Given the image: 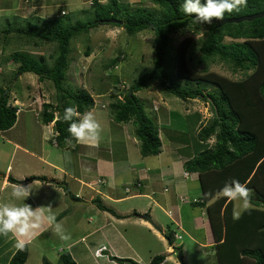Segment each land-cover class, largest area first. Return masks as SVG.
<instances>
[{
  "label": "trees",
  "instance_id": "1",
  "mask_svg": "<svg viewBox=\"0 0 264 264\" xmlns=\"http://www.w3.org/2000/svg\"><path fill=\"white\" fill-rule=\"evenodd\" d=\"M147 1L154 8L139 6L132 9V6L120 4L118 0H108L106 4L96 1L90 8L59 13L56 17H31L14 22L1 17L0 35H4L5 39L2 54L10 47L9 40H14L13 43L17 40L23 43V47L29 44L38 47L45 43L56 45L53 56L16 49L5 58L6 62L18 63V74H32L42 82L50 81L58 93L57 107L45 104L43 111L35 114L28 109L30 105L27 104L26 109L22 105L23 113L26 116L35 114L37 120H41L46 126V134H50L47 139L51 143L56 140L61 147H78L67 130L73 121L63 120L65 108L76 107L80 114H84L94 108L95 101L85 90L75 92L66 88L65 81L73 56L72 41L107 24L123 27L128 35L153 32L154 67L134 79L123 99L120 98L122 93L110 96L113 100L110 104L112 119L122 125L133 124L131 134L137 140L144 158L159 156L163 152L159 129L166 132L175 144L188 146L187 149L179 150L182 157L188 156L183 167L186 172L199 175L202 191V196L190 205L193 209L200 207L201 214L207 216L211 223L215 239L212 251L217 259L216 264H264V18L222 26L214 18L211 24H203L183 12V0ZM204 3L206 0H201V4ZM15 4L10 10L17 7ZM258 13H264V0H248L247 6L238 12H226L223 20ZM82 16H86V19ZM111 19L123 23L109 22ZM191 28L196 31L205 29L206 36L199 42L188 37L178 44L177 51L174 50L175 36ZM13 30L17 36L8 37L10 33L13 34ZM226 37L233 42H225ZM197 46L198 50H194ZM190 47L193 50L189 52ZM196 51L200 54L196 55ZM90 54L89 48L87 57ZM216 63L225 64L233 74L242 73L243 78L235 80L212 71L210 68ZM15 85L13 83L6 87L10 91L0 85V131H9L17 120L18 107L9 105V95L15 92ZM157 88L184 102H208L213 118L206 119L208 122L204 125L200 112H193L195 123L191 129L195 137L189 138L183 134L178 143L169 130L168 118H160V108L151 105V102L150 107H146V100L138 96V93L145 92L147 98L153 97L156 101V96L146 92ZM57 111L60 112V118L49 132L47 128L55 120ZM212 138H215L213 146L210 144ZM29 180L44 181L45 178L34 176ZM232 180H238L252 190L251 207L243 211L238 220L233 219L235 201L229 202L219 194L225 184ZM135 184V189L140 193L143 184L140 181ZM65 190L69 191L68 188ZM74 199L78 200L77 197ZM93 201L98 209L111 210L101 202L100 196ZM173 225L175 223L172 221L168 223V231L165 232L171 245L176 240ZM183 248L181 246L177 250L183 251ZM28 258L29 244L25 243L24 250L16 249L7 264H26ZM112 259L119 264H139L131 258L113 256ZM164 260L165 256L159 255L150 264H162ZM43 264L53 263L44 258ZM59 264L77 262L69 250H64L59 257Z\"/></svg>",
  "mask_w": 264,
  "mask_h": 264
},
{
  "label": "rangeland",
  "instance_id": "2",
  "mask_svg": "<svg viewBox=\"0 0 264 264\" xmlns=\"http://www.w3.org/2000/svg\"><path fill=\"white\" fill-rule=\"evenodd\" d=\"M73 3V4H71ZM101 4H106L108 0H98ZM118 0L120 4H128L132 6V9L144 6L154 8L151 2L147 0ZM42 2H46L47 6L42 9L34 8L29 0H0V18L6 17L8 18V22H14L15 20H25L31 17H56L61 11H65L64 13L69 12H78L82 9H87L91 7V4L96 2L95 0H42ZM16 3L17 7L12 11L13 4ZM63 15V14H62ZM83 19H86V16H82ZM194 28L188 29L184 34H180L175 36V40L173 41L174 50L177 51L178 44L188 37H192L195 41L199 42V40L203 39L206 36V30L201 29L200 31L193 30ZM12 35H8V37L13 38L17 36L16 31H12ZM15 35V36H13ZM4 35H0V85L4 86L5 88L11 86L13 83H16L14 94L18 95L17 98L24 99L22 104L25 102V105L29 106V110L33 111L35 114L36 112H42L44 109L45 104H53L57 107L58 105V93L57 90L54 88L52 82L50 81H40L37 76L32 74H18L17 73V66L18 63H14L13 61H5V58L10 56L13 51L16 49H25L30 54H36L41 56H53L55 54L56 45L52 43H45L41 46L34 47L33 45H27L23 47V43L18 42L15 40H9L10 47L6 49V52L2 54V48L4 47L3 38ZM155 36L153 32L146 31L139 33L137 35H128L123 27L113 26L110 24L101 25L98 28H95L90 31L88 35H82L72 41L71 49L73 51L72 56V63L70 70L68 72V76L66 79L65 85L66 88H70L75 92L80 90L87 91L95 101V108L92 111L94 114L95 119L101 125V133L100 136L103 137L102 139V149L113 150L114 147L112 141L108 142L107 136L104 134V131L107 128V120H113L111 116V109L110 104L113 102L111 99V95L114 94H121L120 98H124V94L129 90L130 86L132 85L134 79H138L144 73L149 72L153 69L154 59H155ZM9 39V38H8ZM240 41V40H238ZM225 42H233L232 39L226 37ZM12 44V45H11ZM90 48V56L87 57L86 52L87 49ZM193 48V47H192ZM191 47L189 52L193 50ZM75 50V51H74ZM194 50H198V46L194 48ZM176 51H174V56H176ZM200 52L196 51V55H199ZM7 55V56H5ZM114 61H117L114 63ZM114 63V64H113ZM212 71L216 73L226 76L231 79L240 80L243 78L242 73L233 74L229 68L223 63H216L212 65L210 68ZM4 79V82L1 80ZM118 80V81H116ZM8 89V88H6ZM116 90V91H115ZM152 92H146V94H152L156 96L158 99L154 101L153 97L147 98L145 92L138 93V96L144 98L146 100L145 105L146 107H150L151 105L160 108L159 116L163 118V116L168 118V122L170 123L169 130L173 132V139L177 142L183 136L194 138L195 134L193 133L195 118L191 112L200 111L203 113L207 119L213 118V113L211 110V106L208 102L202 100H194L192 102H184L176 97H171L160 91L158 88L151 90ZM11 100V97H10ZM12 102V100H11ZM148 105V106H147ZM183 105V106H182ZM145 107V108H146ZM188 110V111H187ZM150 113V112H149ZM35 114L32 117H36ZM152 114V113H151ZM82 116V115H81ZM60 118V112L57 111L56 119ZM208 122V120H204V125ZM39 122L42 124L41 120ZM54 120L50 123V126L53 128L55 127ZM196 126V125H195ZM41 127H46L42 125ZM126 127L122 126V130ZM131 130H134L133 124H129V127L126 128V132L129 134ZM120 134H123V131L117 130ZM4 131H0V161H3L0 164L1 173L3 174L4 178L3 181L6 182V185L11 184H28L30 182V178L32 175L23 174L22 177L18 178L17 176H7L6 170L8 165H11V168H14V171L18 170L21 171L20 168V160L24 161L25 158L22 157L23 153L25 152L24 156L29 160L28 151L35 150L31 146V148H26L25 144H22L18 138L13 139L11 142L9 136L4 133ZM133 133V131H132ZM159 133L162 136V140L170 139L169 135L166 132H163L162 129H159ZM25 134V133H24ZM56 136V132L54 133ZM36 141L37 144L43 145L46 154H48L47 160L58 164L59 166L66 167L67 165L63 164L62 157L64 152L60 148H55L57 143L55 140L51 143L48 141V135L42 134V131H35ZM8 137V138H6ZM133 140H136L133 135H131ZM25 136L21 138L24 140ZM101 140V138H100ZM130 140V137H129ZM166 143V142H164ZM179 143V142H178ZM215 143V138H212L210 144ZM99 144V143H98ZM168 142L165 144L167 146ZM128 145L125 142L124 145L120 144L119 147L115 148V152H118V158L123 157L125 158L130 151H127L126 146ZM132 145V142H131ZM83 146V145H82ZM138 147V145H137ZM69 149V148H67ZM139 149V148H138ZM192 149V147H190ZM69 152H77L75 148H70ZM133 151H137L136 149H132ZM36 151V150H35ZM192 151V150H191ZM38 155H42L40 151H38ZM110 155L111 152H109ZM132 154V153H131ZM37 155V154H36ZM139 155L140 149H139ZM138 153L132 154V157L137 160L139 158ZM43 156V155H42ZM40 157V156H39ZM44 157V156H43ZM116 157V156H115ZM142 157V156H141ZM36 158V157H35ZM117 158V159H118ZM148 159V158H147ZM39 160V159H38ZM150 164L155 163V157H151L149 160ZM23 169H26L27 166H21ZM147 169V166L144 165ZM140 171L143 170V167L138 166ZM154 168V167H153ZM155 169V168H154ZM11 172V171H10ZM151 172H155L151 168ZM57 173L56 171H52V175ZM184 178L187 179L188 177L197 179L199 176L195 173H187L184 172ZM195 175V176H194ZM156 176V175H155ZM154 176V177H155ZM197 176V177H196ZM8 182V183H7ZM34 182V181H33ZM102 182L106 184V181L98 180V183ZM186 182V185L184 183ZM43 183V182H42ZM5 185V186H6ZM131 186L129 191L132 192L134 188ZM91 187L95 190H98L97 186L91 185ZM168 190L172 189L173 192L172 196L168 192H165V188ZM164 186L161 181H159V187L156 188L155 192L164 193L167 197H169L168 202V212L165 214L164 210L159 206L154 209V217L159 222V226L162 228L164 232L168 231V223L171 221L175 223L174 229L177 230L178 241L177 244L184 245V250L186 253V264H216L217 259L215 257V253L212 251L211 248L207 246H202L206 244L205 237L210 239L211 231L209 224H205L206 230L199 229L198 231H194L192 229V221L187 222L186 219L189 218L192 209H189L191 202L194 198V195H200L201 185L200 183H192L191 181L184 180L183 183L178 184L175 189L171 186ZM4 186H2V189ZM88 187H83L85 189ZM175 192V193H174ZM37 193V197L41 200V197L45 195L44 188L41 187L38 193L37 190L34 191ZM77 193H75L76 195ZM135 197L138 195H134ZM133 196V197H134ZM155 196V194H154ZM92 197V196H91ZM94 198V197H92ZM199 199V198H198ZM197 199V200H198ZM136 201L139 202L141 205L144 200L137 199ZM76 202V201H74ZM166 202V201H164ZM94 203V201H93ZM45 215L52 214L48 212V207L55 208L58 211V206L54 203L53 200H45ZM80 203H77L79 205ZM239 202L235 201V207H237ZM67 206L69 207V213L75 214L70 218H67L64 221H59L63 225L66 234H70L71 239L68 241L61 240L53 231V229H45L42 231L43 235L34 242L29 248V258L26 264H43V259L47 258L53 264H59V257L64 250H69V248L73 247L74 242L78 241L79 239L82 240L83 237H86L87 233L91 230H94L97 226L98 215L96 216L94 212H91L90 209L85 208L84 206H74L72 202L67 200ZM152 206V205H151ZM200 208V207H199ZM199 208H194V215H201ZM55 209H51L52 211H56ZM180 211L181 215L186 216V219L181 217L178 214ZM190 213V214H189ZM189 214V215H188ZM53 215V214H52ZM169 218H168V217ZM192 216H190L191 218ZM139 218V217H138ZM141 219V217L139 218ZM206 222H209L208 217L205 218ZM144 222L148 220L143 219ZM152 226V225H151ZM88 227V228H87ZM147 232V230H155L156 236L163 235L159 233L157 229H143ZM192 234L195 238H192L190 234ZM126 234H129L130 237L135 238V242L140 243H150L152 240L146 234L143 235L140 231L137 233H133L131 231H124V236L127 240ZM105 236V234H104ZM119 236L116 233L113 238L117 239ZM3 237H0V242L3 240ZM96 236L93 240L89 238L84 241L83 244L90 245L91 241L96 242ZM160 237L159 239H161ZM182 238V239H181ZM121 239H117V242H120ZM147 241V242H146ZM81 242V241H80ZM153 245L159 246L161 249V245L158 243L151 242ZM1 246V245H0ZM70 251V250H69ZM171 251V249H170ZM177 251V249H176ZM178 252V251H177ZM97 253L96 252V256ZM108 253L105 252L103 255H107ZM177 257L178 254L176 255ZM1 263L0 264H7L8 260L5 259L0 254ZM179 264L182 262L179 260ZM102 261H97V264H101ZM79 264H92L91 261L87 260H80Z\"/></svg>",
  "mask_w": 264,
  "mask_h": 264
},
{
  "label": "crops",
  "instance_id": "3",
  "mask_svg": "<svg viewBox=\"0 0 264 264\" xmlns=\"http://www.w3.org/2000/svg\"><path fill=\"white\" fill-rule=\"evenodd\" d=\"M29 2L34 8L38 7V9L42 10H44L47 6V3L42 2V0H29ZM63 12L65 11L63 10L62 13ZM13 97L17 98V95L14 94ZM23 100L24 99H19V103L22 104ZM24 104L25 102L23 105ZM200 114L202 115V122L204 123V120L207 118L203 113L200 112ZM42 125L43 124H41L36 117H32V115L26 116V114L22 113L20 118L17 119L16 125L11 130L3 132V134L6 133L9 136L11 142L13 139L18 138L22 144H25L26 148H31L32 146L36 150L31 149V151H28L29 160L24 156L25 152L23 153L22 157H24L25 160L21 161L22 158L20 160L19 165L21 171H14V168H11V165H8L6 175L9 176L11 171L10 176L15 175L18 178L22 177L23 174H27V176L32 175L45 178L44 181L34 180V182L31 181V183H28L27 185L23 184L25 187L31 185L30 194L25 200H15L11 196L13 187L12 183L9 184L7 182L8 185H6V182H4L6 179L3 181L4 177L1 173L0 192L3 204L9 203L22 206L26 203L31 205L33 209L41 207L45 215L44 201L46 199H51L58 206V211L55 208H50L48 209V212L55 215L56 221L59 222L75 215L69 213L70 209L67 206V200L69 199L70 202L76 201V203H80L79 205L73 204L74 206H84L85 208L90 209L91 212H94L96 216L98 215V221H100L97 223L95 229L88 232L86 237H83L82 240L79 239L74 242V245H72L73 247L69 248L77 264H79L80 260L88 261V259L92 262V264H97V261H102L101 264H119L112 259L113 256L121 259L131 258L139 262V264H150L152 259L159 255H163L166 258L162 264H179L178 257L176 256L177 253L168 244V241L163 234L164 231L154 217V209L160 206L164 210V213H167L169 210L168 204L171 202H168L169 197H167L164 193L161 192V195H159L160 192H155L154 190L159 187V181H161L165 187L171 185L174 189L178 184L183 183L184 180L187 182L191 181L192 183H200L199 177L197 179L190 177L185 179V176L183 175V173L186 172L183 165L188 156L182 157L179 150L187 149L188 146L175 144L176 142L174 143L170 141L172 140L171 138L167 139L168 141L162 140L163 152L159 156H154L155 163L150 164L149 160L151 157H148V159L141 157V155H139V147H137V140L132 139L130 131L129 134L126 132V128L129 127V125H122L115 123L113 120H107V128L104 131V134L108 138L107 143L109 144V141H112L114 145V147H112L113 150H109L112 155L109 154L106 148L102 149L101 145L103 143V137H101L99 144L96 146L78 143V147L75 148V151L77 152H69L71 150L67 149L68 147H61L57 143L55 148H60L64 152L62 160L63 164L67 166L63 167L47 160L49 158L48 154H46L47 151H45L44 146H39L37 144L35 131L41 130L43 135L46 134V129L45 127H41ZM122 126H125L126 128L122 130ZM47 129L50 132L52 127L49 126ZM118 129L124 133L120 134L117 131ZM47 135L48 137L50 136V134ZM23 136H25V138L24 140H21ZM125 142L128 143L126 146L127 151H130L132 154L133 152L138 153L139 158H136L137 160L132 157L131 153H128L125 158H118V152H115V148L119 147L120 144L124 145ZM164 142H168L167 146ZM132 149H136L137 151H133ZM38 151H40L44 157L40 154L38 155ZM144 165L147 166V169ZM21 166L27 167L26 169H23ZM138 166L143 167V170L140 171ZM151 168L155 172H151ZM86 169L89 171H86ZM53 170L57 173L52 175ZM195 174L197 175V173ZM98 180L106 181V184L102 182L97 184ZM139 181L143 184L140 191L142 196H134L137 195L138 189H135L131 194H128L126 192V188ZM91 185H94L95 187L97 186L98 190H94ZM184 185H186V182ZM2 186H4L3 189ZM82 186L88 188L82 189ZM41 187L44 188L45 195L42 196L40 200L39 198H36L37 193H34V191L37 190L39 193ZM66 188H68L69 191L66 192ZM165 192H168L170 196H172V189L168 190L166 187ZM75 193L77 194L75 195ZM200 193V195H194L192 197L200 198L202 196V192ZM157 195L158 198L156 197ZM98 196H100L101 202L106 207L111 209L110 211H103L97 208V205L93 203V200L98 198ZM74 197H77L78 200L74 199ZM137 199H143L144 202L140 205L139 202L136 201ZM51 209H55L56 211H52ZM189 209H192L190 210L192 214L189 213L190 216H192L191 218L189 216V218L186 219V216L181 215L180 211H178V214L186 219L187 222L192 221V229L195 232L199 229L206 230L204 225L207 223L209 224L211 231L210 239L208 240L207 237H205L206 244H203L202 246H207L212 249L215 239L211 223L205 221L206 216L204 214L194 215V209L191 205ZM136 214H138V216H136ZM139 214H149L151 216V222H144L142 218L139 219ZM47 228L53 229V226L48 225L45 222L41 228L35 230V232L29 237H17L11 233L7 237L4 236L0 243V254L8 260L7 262H9L13 253L17 249L15 245L18 239H23L26 244H29L30 248L37 238L43 235L42 231ZM149 228L157 229L158 232L163 235L156 236L154 232L155 230H147V232L143 230ZM127 230L133 232L134 234L139 231L143 235L146 234L152 240L151 242L158 243L162 248L160 249L159 246L153 245L151 242L136 243L135 238L132 236L130 237L129 234H126L128 235V241H126L125 238H122V236H124V231ZM116 233L119 234L117 239H121L120 242H117V239L113 238ZM190 235L192 238H195L192 234ZM95 236L97 237L96 242L91 241L90 245L83 244L86 239L89 238L90 240H93ZM160 237L162 238L159 239ZM103 247L108 248V254L103 255L102 257H97L95 253ZM185 263L186 253L184 264Z\"/></svg>",
  "mask_w": 264,
  "mask_h": 264
},
{
  "label": "clouds",
  "instance_id": "4",
  "mask_svg": "<svg viewBox=\"0 0 264 264\" xmlns=\"http://www.w3.org/2000/svg\"><path fill=\"white\" fill-rule=\"evenodd\" d=\"M247 2L248 0H206V3L201 4V0H183V3L181 4V8L186 15L193 16L198 23L211 24L214 18L216 20L222 21L224 18V14L226 12L227 13L238 12L242 7L247 6ZM6 91H10V90L6 89ZM13 95H14V91L11 92L9 95L12 100L11 102V100L9 99V105L16 108L18 107L17 110V119H18L23 113V107H22L23 104L19 103V99L22 98L20 97L19 99H17L14 98ZM17 97L19 96L17 95ZM23 106L26 109L27 106L25 104ZM94 108L84 114H80L76 107L65 108L63 120L65 122L73 121L72 123L69 124L67 130L71 134V136L76 140L77 143L91 144L93 146H96L100 141L101 138L100 134L102 129H101V125L95 119L94 114L92 112ZM74 117L76 118L75 120H73ZM55 143H57L56 140ZM68 143L71 144V141H68ZM72 146L74 147L75 145ZM86 171L89 170L86 169ZM130 187L131 186H128L126 188L127 193H132L134 191L133 190L132 192H130L129 191ZM132 187L135 189L136 184H133ZM30 191H31V185L27 187L21 184L13 185L11 196L15 200H25L29 196ZM251 193L252 190L249 189L246 184H242L238 180H232L231 183L225 184V186L220 190L219 194L227 198L229 202L231 201L239 202L238 206L235 207L233 210V219L238 220L240 219L242 212L248 210L251 207ZM137 195L138 196L136 197L142 196L139 192L137 193ZM197 199L198 198H194L190 202L193 201L195 202ZM71 202L73 204L79 203L73 201ZM48 208L50 209L51 207L49 206ZM144 215H149V214H139V217ZM136 216H138V214H136ZM45 222L48 225L53 226L54 233L61 240L68 241L71 239L70 234L65 233L63 225L56 221L55 215L49 214L45 216L41 207L33 209L31 205L26 203H24L22 206L9 204V203L3 204L2 197L0 198V236L7 237L11 233L17 237H29L35 232V230L41 228V226ZM163 234L165 236V232ZM175 239L176 240L172 245L169 244V242L168 244L178 254L179 256L178 258L182 262V264H184V260H185L184 248L183 251H179V250H177L178 252L176 251L177 248L181 246L184 247V245L180 246L179 244H177V241L179 240L177 235V230L175 234ZM15 247L18 250L21 251L24 250L25 241L23 239H18ZM97 252H99L97 253L98 255L97 257H102L103 253L109 251L107 247H103Z\"/></svg>",
  "mask_w": 264,
  "mask_h": 264
},
{
  "label": "water",
  "instance_id": "5",
  "mask_svg": "<svg viewBox=\"0 0 264 264\" xmlns=\"http://www.w3.org/2000/svg\"><path fill=\"white\" fill-rule=\"evenodd\" d=\"M259 18H264V13H258V14H254V15H250V16H242L240 18H232V19H226V20H222V21H219V20H215L216 23H218L219 26H222L224 24H227V23H241V22H244V21H253L255 19H259ZM109 22H112V23H123L117 19H111L109 20ZM211 100V99H210ZM143 219H146L148 220L149 222H151V218L149 215H144V216H141Z\"/></svg>",
  "mask_w": 264,
  "mask_h": 264
}]
</instances>
